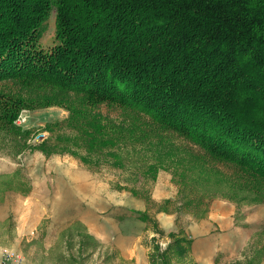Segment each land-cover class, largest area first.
<instances>
[{"label": "trees", "instance_id": "16d2710c", "mask_svg": "<svg viewBox=\"0 0 264 264\" xmlns=\"http://www.w3.org/2000/svg\"><path fill=\"white\" fill-rule=\"evenodd\" d=\"M1 81L27 92L0 93L2 123L64 107L85 162H140L203 198L264 203V0H0Z\"/></svg>", "mask_w": 264, "mask_h": 264}, {"label": "rangeland", "instance_id": "374dc122", "mask_svg": "<svg viewBox=\"0 0 264 264\" xmlns=\"http://www.w3.org/2000/svg\"><path fill=\"white\" fill-rule=\"evenodd\" d=\"M45 27L43 47L54 35L52 15ZM0 93L27 95L11 81L0 82ZM22 111L27 117L22 126L0 121V259L21 264L258 262V257L251 260L264 244V203L231 202L234 209L225 217L221 211L227 210V200L203 198L172 171L159 170L150 178L140 162L120 169L82 160L85 151L73 145L75 131L64 107ZM94 111L103 118H116L118 112L103 104ZM201 198V205L185 204ZM134 211L147 221L137 220ZM127 234L138 238L125 246L144 252V262L119 256L116 240ZM189 237L198 240L194 249L186 242ZM259 259L264 264V255Z\"/></svg>", "mask_w": 264, "mask_h": 264}, {"label": "crops", "instance_id": "0c3cea01", "mask_svg": "<svg viewBox=\"0 0 264 264\" xmlns=\"http://www.w3.org/2000/svg\"><path fill=\"white\" fill-rule=\"evenodd\" d=\"M160 188L158 189L157 188V190H156V192H160ZM167 197V196H166ZM163 198V196L161 197V199ZM226 202H224V204H225ZM227 210L225 209L224 211H221V214L223 215V216H227V217H229V214H231V211H233V204H231V202H227ZM235 205V204H234ZM215 215H216V213H215ZM233 220V219H232ZM141 222V221H140ZM225 222H228V220H225ZM96 237V236H95ZM193 237V236H192ZM192 237H189L187 240L188 241H186V242H188L189 244H190V248H191V246H193L192 248L194 249V246L196 247L197 246V244H196V241H198V240H196V239H194V238H192ZM98 238V237H97ZM138 237H135V236H133L132 234H127L126 236H120V237H118L117 238V240H116V243H117V248H119V256L120 257H123V259H142L143 260V262H144V259L146 258V257H144V252H142V251H139V252H134L133 250H128L127 249V247L125 246V241H129V240H134V239H137ZM101 239V238H100ZM193 241V242H192ZM208 243H209V241H210V239H207L206 240ZM203 242H205V240H200L198 243H203ZM207 243V244H208ZM192 244V245H191ZM209 246V249H210V244L208 245ZM198 248V247H197ZM136 253V254H135ZM138 255L140 256V257H138ZM206 259V261L207 262H204L205 264H211L210 262H208V258H205ZM137 264H139V262L137 263Z\"/></svg>", "mask_w": 264, "mask_h": 264}, {"label": "built area", "instance_id": "2783aa9c", "mask_svg": "<svg viewBox=\"0 0 264 264\" xmlns=\"http://www.w3.org/2000/svg\"><path fill=\"white\" fill-rule=\"evenodd\" d=\"M27 120L26 115L24 114V111H21L20 114H18L17 118L14 121V124L16 126H22L25 124ZM0 264H21L19 260H13L9 257L6 258L5 256L0 259Z\"/></svg>", "mask_w": 264, "mask_h": 264}]
</instances>
